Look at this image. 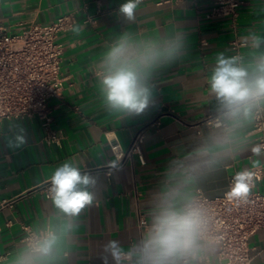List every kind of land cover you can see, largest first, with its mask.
Here are the masks:
<instances>
[{
    "label": "crops",
    "instance_id": "0c3cea01",
    "mask_svg": "<svg viewBox=\"0 0 264 264\" xmlns=\"http://www.w3.org/2000/svg\"><path fill=\"white\" fill-rule=\"evenodd\" d=\"M214 1L143 0L136 21L127 25L118 12L125 0H0V22L11 32L62 14H71L73 25L84 27L75 35L72 25L57 37L63 88L49 101L50 126L35 116L0 121V256H9L18 246L22 225L46 223L51 217L44 181L69 159L99 178L96 201L80 216L71 264H113L105 245L116 240L126 248L139 237L138 216L147 221L150 198L165 183L167 166L173 158L190 154L208 133L204 121L215 115L216 101L207 92V77L215 56L231 54L230 41L236 37L241 44L246 30H264V0H243L235 23L228 16L208 15ZM126 28L141 35L178 28L187 34L188 54L156 73L154 104L144 114L118 121L102 107L93 66L107 43ZM15 124L26 129L27 144L12 151L4 137ZM139 131L140 154L123 157L118 168L111 169L109 163L116 158L109 141L124 151ZM51 133L58 144L48 141ZM253 161L246 153L220 172L202 177L195 189L208 198L219 197L234 173L264 165V159ZM256 187H264V169ZM249 247L251 264H264V230L250 238Z\"/></svg>",
    "mask_w": 264,
    "mask_h": 264
},
{
    "label": "clouds",
    "instance_id": "9594fccd",
    "mask_svg": "<svg viewBox=\"0 0 264 264\" xmlns=\"http://www.w3.org/2000/svg\"><path fill=\"white\" fill-rule=\"evenodd\" d=\"M143 0H125L118 9L128 25L134 23ZM71 31L79 35L81 24ZM242 51L214 58L207 92L216 101L215 116L205 137L186 156L168 165L165 183L150 198L147 223L128 247L111 240L105 251L113 264H227L218 256L211 209L193 194L199 180L225 169L229 162L251 153L264 159L254 122L264 117V30H246ZM188 54L187 34L175 30L141 35L126 28L114 36L93 66L105 113L118 121L140 116L154 104L158 71ZM5 146L16 151L27 144L22 124L9 127ZM119 156L109 163L118 168ZM259 180L255 168L237 171L226 193L229 200L249 203ZM53 214L46 223L30 226L18 246L0 264H71L78 247L81 213L96 201L99 178L79 162L65 160L45 181Z\"/></svg>",
    "mask_w": 264,
    "mask_h": 264
},
{
    "label": "built area",
    "instance_id": "2783aa9c",
    "mask_svg": "<svg viewBox=\"0 0 264 264\" xmlns=\"http://www.w3.org/2000/svg\"><path fill=\"white\" fill-rule=\"evenodd\" d=\"M242 1L215 0L208 15L228 16L235 23ZM73 23L71 14H62L51 22H31L11 32L0 22V121L35 116L44 127L50 126L49 101L59 97L63 88L62 45L57 42V37L69 30ZM229 44L231 54L239 52L241 44L236 37ZM214 116L204 122L209 125ZM251 130L255 132L256 142L264 144V117L258 118ZM142 137V131L137 132L124 151L115 140L109 141V147L115 158L128 159L133 154H140ZM47 139L50 143H59V138L53 133ZM253 168L258 172V184L263 177L264 165ZM234 174L229 177L227 188L219 197L208 198L198 189L193 194L212 211L220 260L227 261V264H251L249 240L257 231L264 230V187H255L247 204L229 200L226 193ZM146 223L145 218L139 215L140 230ZM21 227L24 234L30 226Z\"/></svg>",
    "mask_w": 264,
    "mask_h": 264
}]
</instances>
